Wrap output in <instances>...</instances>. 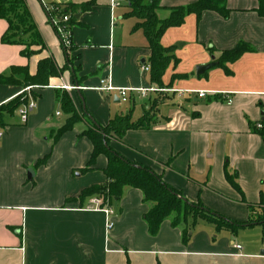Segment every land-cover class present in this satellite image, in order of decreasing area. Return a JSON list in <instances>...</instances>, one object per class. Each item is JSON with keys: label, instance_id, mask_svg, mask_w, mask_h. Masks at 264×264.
Segmentation results:
<instances>
[{"label": "crops", "instance_id": "obj_1", "mask_svg": "<svg viewBox=\"0 0 264 264\" xmlns=\"http://www.w3.org/2000/svg\"><path fill=\"white\" fill-rule=\"evenodd\" d=\"M88 1L26 0L47 45L30 58L22 54L23 46L2 42L9 24L0 19V75H12L14 67H27L35 75L39 60L48 56L60 67L72 60L48 86L32 90L37 106L26 123L17 111H3L0 264H264V136L253 130L264 122V0H227V18L215 11L200 18L190 14L162 36L165 47H174L175 57L163 86L217 94H150L148 99L136 94L128 103L117 92L98 89L103 79L117 88L155 84L150 71L142 70L150 65L151 50L143 31L133 30L138 20L124 16L127 0H117L116 7L113 0H93L92 10L79 11L70 25L75 48L69 56L50 20L54 4ZM196 1L160 0L158 16L164 19L170 8ZM239 44L250 50L219 65L222 53ZM212 62L217 64L197 74L198 66ZM15 77L23 83L24 72ZM65 85L81 88L66 90ZM24 89L0 84V107L19 95L29 98ZM64 91L80 114H88L56 139L69 118L58 98ZM145 111L153 116L150 126L126 131L111 146L128 161L151 168L189 201L237 223L254 224L233 230L192 219L173 226L168 219L152 235L144 218L152 205L139 189L126 187L120 199L104 208L92 204L96 196L79 199L85 189L108 182L105 154L85 170L93 144L82 132L96 124L105 127L129 112L136 121ZM228 173L235 175L238 187Z\"/></svg>", "mask_w": 264, "mask_h": 264}, {"label": "trees", "instance_id": "obj_2", "mask_svg": "<svg viewBox=\"0 0 264 264\" xmlns=\"http://www.w3.org/2000/svg\"><path fill=\"white\" fill-rule=\"evenodd\" d=\"M226 1L198 0L186 6L172 7L170 8L169 16L160 19L158 16V10L161 8L160 0H127L129 11L124 16L136 18L138 22L134 25L133 30H142L148 40V46L151 50L149 64L150 80L152 83L163 86V76L171 61L175 58L174 47H165L161 42L165 32L169 28L183 25L186 17L190 14H195L200 18L205 11H215L224 18H227L229 9L226 6ZM94 4L93 0L82 4H54L50 10V20L53 23L54 19H58L61 25H64L62 21L63 17L70 15L68 24H75L77 22L76 14L79 11L92 10ZM263 5L264 3H262L261 7ZM0 19L7 20L9 24L8 29L2 37L3 43L23 46L22 54L28 58L47 49V45L26 0H0ZM62 46L68 56L69 52L75 48L73 44L69 47H66L64 44ZM248 50H250L248 46L239 44L235 49L223 52L218 64L223 66L227 61H234L243 52ZM70 64H72V60L68 58L66 65L60 67L53 56H48L39 60L38 70L35 75H31L27 67H14L12 75H0V84H17L25 88L28 86L44 88L50 84L51 78L62 75L69 68ZM20 71L24 72L25 78L23 83L15 77V73ZM58 98L61 101L64 113L69 118L56 133V139L72 130L82 120L83 116L88 114L85 111H83L84 115L80 114L72 97L66 91L59 92ZM28 100V97H25V95H19L6 104V106H1L0 125H3L4 122L3 111L13 114L22 104L27 103ZM150 113V111H145L144 116L136 121L133 120L132 112L118 115L105 127L96 124L94 127L82 132V136L89 138L93 144L91 159L85 170H91L96 158L100 154H105L108 158V165L105 168L108 182L104 185H94L85 189L79 199L84 202V200L96 196L103 200L100 207L104 208L105 205L110 206V202L120 199L126 187L139 189L144 194L145 202L152 205L144 217L148 224L149 232L152 235H157L162 223L168 219L173 226L186 225L192 219L194 223L199 220H205L215 224L217 229L228 228L233 230L254 224L256 221L254 223L253 221L237 223L205 207L201 202L189 201L179 191L167 184L151 168L128 161L111 146V141L120 140L126 131L149 127L153 120V116ZM253 130L264 136V129H256L253 126ZM46 159L47 157L40 160L38 165L43 164ZM228 179L235 187H238L235 175L231 176L228 173ZM189 235V230L185 226V242H188Z\"/></svg>", "mask_w": 264, "mask_h": 264}, {"label": "built area", "instance_id": "obj_3", "mask_svg": "<svg viewBox=\"0 0 264 264\" xmlns=\"http://www.w3.org/2000/svg\"><path fill=\"white\" fill-rule=\"evenodd\" d=\"M113 7H116L119 5L117 0H113L112 1ZM70 15L64 16L62 21L64 23V25H61V23L58 21V19H54L53 23L56 26V29L58 31V33L62 36V40L63 43L66 47H69L70 45H72V30L70 25L68 24V21L70 20ZM115 15L112 16V23H115ZM142 70L144 71H150V65H142ZM36 88V86H28L24 89V93H28L29 95V100L27 101V103L22 104L16 111L20 116V119L22 121V123H26L28 120V117L30 115V113L36 108L37 106V102L34 98V96L32 95V90ZM64 89L66 90H72V89H76V88H81V87H75V86H68L65 85L63 86ZM99 90L105 91V92H117L118 96L120 97V99L124 102V103H128L132 101V97L134 95H138V97L142 98V99H148L150 97V94H162V95H166L168 93H179V95L181 96V94L183 93H196L198 97L200 98H206L208 95H215L217 93H210L207 91H194V90H189V91H182L180 89H175V88H168L165 86H159L156 84H152L150 86L147 87H124V88H117L114 87L108 79H103L101 81V85L98 87ZM181 93V94H180ZM28 97V96H27ZM228 101H230V99H228ZM59 114V113H58ZM257 128L259 129H264V123L260 122L257 124ZM2 134L0 133V138H1ZM103 200L100 198L95 197L92 200V204L95 207L98 208H102L100 207V205H102ZM106 211L108 214H110L112 211L110 208H106ZM112 224H108V226H111ZM237 248H241L240 245H237Z\"/></svg>", "mask_w": 264, "mask_h": 264}, {"label": "water", "instance_id": "obj_4", "mask_svg": "<svg viewBox=\"0 0 264 264\" xmlns=\"http://www.w3.org/2000/svg\"><path fill=\"white\" fill-rule=\"evenodd\" d=\"M217 64V62H212L208 65H200L197 67V74L200 75L204 73L206 70H209L210 68L214 67ZM29 173L34 175V172L32 170L29 171Z\"/></svg>", "mask_w": 264, "mask_h": 264}, {"label": "rangeland", "instance_id": "obj_5", "mask_svg": "<svg viewBox=\"0 0 264 264\" xmlns=\"http://www.w3.org/2000/svg\"><path fill=\"white\" fill-rule=\"evenodd\" d=\"M118 16V15H117Z\"/></svg>", "mask_w": 264, "mask_h": 264}]
</instances>
